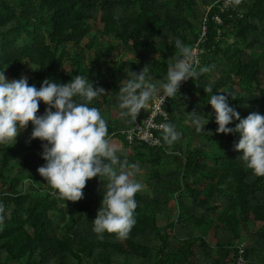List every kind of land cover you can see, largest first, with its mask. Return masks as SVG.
<instances>
[{
	"label": "trees",
	"instance_id": "1",
	"mask_svg": "<svg viewBox=\"0 0 264 264\" xmlns=\"http://www.w3.org/2000/svg\"><path fill=\"white\" fill-rule=\"evenodd\" d=\"M215 1L0 0V71L37 88L45 78L66 83L78 74L102 87L105 94L92 106L107 121L110 139L123 144L118 155L145 182L128 237L105 232L100 238L92 221L107 178L89 179L79 201L53 195L37 172L45 163L43 142L30 139L29 122L27 138L19 133L15 143L0 145V264H237L239 257L264 264V176L254 175L234 150L237 134L216 133L207 104L212 94L231 93L229 104L241 118L264 115V0H234L223 12ZM215 14L223 23L220 41ZM204 18L200 66L217 77L203 73L168 99V122L180 140L168 145L161 134L158 147L127 143L120 132L134 122L119 117L118 96L128 73L147 65L153 81H163L179 56L175 39L191 48ZM46 107L41 102L37 114ZM192 111L208 120L205 132L189 122ZM148 113L141 110L136 120Z\"/></svg>",
	"mask_w": 264,
	"mask_h": 264
},
{
	"label": "clouds",
	"instance_id": "2",
	"mask_svg": "<svg viewBox=\"0 0 264 264\" xmlns=\"http://www.w3.org/2000/svg\"><path fill=\"white\" fill-rule=\"evenodd\" d=\"M174 47L179 50V56L169 65L163 81H153L147 65L138 74L130 70L127 82L119 89L118 108L122 120L135 122L141 110L153 107L164 112L165 100L178 97L182 82L199 79L201 74L211 71L210 67L200 66L193 50L179 38L175 39ZM206 91L212 93V86ZM104 94L102 87H93L89 79L80 74L66 83L45 78L37 88L24 76L9 80L4 70L0 71V145L15 143L18 134L30 122V139L43 142L41 158L45 163L37 172L55 190L53 195L59 194L64 201H79L89 179L106 177L108 183L102 195V206L92 221L93 231L100 238L107 232L125 239L136 224L135 195L143 185L135 179L137 166L121 159L118 147L109 137L107 121L100 110L92 106V102ZM227 94H212L207 103L214 110L215 131L237 134L239 139L234 150L241 153L240 158L254 175L264 176V115L252 112L241 118L229 104L228 96L232 94ZM41 102L47 107L38 115ZM188 120L197 133L205 132L208 120L205 121L201 113L189 112ZM234 121L238 123L229 127ZM159 128L166 144L180 140L181 133L174 124L161 123ZM3 212L0 205V224Z\"/></svg>",
	"mask_w": 264,
	"mask_h": 264
},
{
	"label": "built area",
	"instance_id": "3",
	"mask_svg": "<svg viewBox=\"0 0 264 264\" xmlns=\"http://www.w3.org/2000/svg\"><path fill=\"white\" fill-rule=\"evenodd\" d=\"M233 2L234 0H216L215 5L217 9H219L220 12H223L231 8L233 6ZM212 19L215 21V23L218 26L216 40L220 41L223 37L222 35L223 34V28H222L223 23L219 17V14H215L212 17ZM207 30L208 28L206 24V18H204L199 37L197 41L191 47L197 59L199 60L200 64L202 62V55L206 51L203 45L206 40ZM190 80L191 79H189L188 81L182 82L180 87H186ZM167 103H168V99L165 100L164 110H165V106ZM168 120H169V115L166 110L164 112H158L153 107L149 109V113L146 117L136 120L134 122V125L130 129L123 130L120 133L125 136V140L129 144H131L135 139H137L147 144L148 146L158 147V146H161L162 144L161 137H160V135L162 134V131L160 130L159 125L161 123L168 122ZM237 264H245L244 259L242 257H239Z\"/></svg>",
	"mask_w": 264,
	"mask_h": 264
},
{
	"label": "rangeland",
	"instance_id": "4",
	"mask_svg": "<svg viewBox=\"0 0 264 264\" xmlns=\"http://www.w3.org/2000/svg\"><path fill=\"white\" fill-rule=\"evenodd\" d=\"M210 72H211V73L209 74V78H210V80H214V79L217 77V74H216V72L214 71L213 68L211 69ZM5 76H6L9 80H12V79H13V77H12V75H11L10 73H7V72H6V73H5ZM113 113H114V115H117L116 110H113ZM20 133H21V135H22L23 138H27V136L29 135V133H28L26 130H22ZM111 142H112L113 144H115L118 148L123 149V147H124L123 144H122L120 141L116 140V139L111 140ZM22 160H23V157H20L18 160H16V161L14 162V165L17 166V165L21 164ZM135 179L143 185L141 191H144V190H145V182H144V180H143V177H141V176H136ZM0 186H1V184H0Z\"/></svg>",
	"mask_w": 264,
	"mask_h": 264
}]
</instances>
